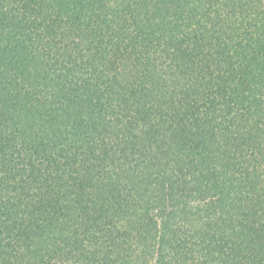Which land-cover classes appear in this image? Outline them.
Listing matches in <instances>:
<instances>
[{
  "label": "trees",
  "instance_id": "16d2710c",
  "mask_svg": "<svg viewBox=\"0 0 264 264\" xmlns=\"http://www.w3.org/2000/svg\"><path fill=\"white\" fill-rule=\"evenodd\" d=\"M0 264H264V0H0Z\"/></svg>",
  "mask_w": 264,
  "mask_h": 264
},
{
  "label": "rangeland",
  "instance_id": "374dc122",
  "mask_svg": "<svg viewBox=\"0 0 264 264\" xmlns=\"http://www.w3.org/2000/svg\"><path fill=\"white\" fill-rule=\"evenodd\" d=\"M179 215H181V214H179ZM217 215L220 216V219L224 216L223 214L221 215L219 213H217ZM198 216H203V218H205L204 220H206V218H207L206 216H214V214H213V212L208 213L207 211L202 210V212L200 214H195L194 216H188V219L186 221V227L187 228H190V233H193L195 235V237H194L193 240H196V241H198L197 238H199L198 235H197V233L199 231H201V226H202V224L204 222L203 218L202 219H199ZM184 218H185V216H174L173 219H174L175 222H180L181 223L184 220ZM142 220H143V218H142ZM236 225H237V223H236ZM203 229L204 230H209V231H206L207 232L206 233L207 234L206 236H207V240H211L210 239V237H211V235H210L211 234V229L213 230V223H212V221L206 220L205 223H204ZM234 238H236V237H234ZM216 239H219V238H215V240ZM215 240L212 241V243H215L217 246H219V245L222 246L224 244L222 242V240L221 241L217 240L216 242H215ZM190 243H192V240L191 239H190ZM217 243H219V245ZM196 251L199 253V255H202V256L205 255L204 252H201L200 253L199 247L196 249Z\"/></svg>",
  "mask_w": 264,
  "mask_h": 264
}]
</instances>
